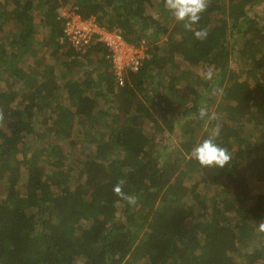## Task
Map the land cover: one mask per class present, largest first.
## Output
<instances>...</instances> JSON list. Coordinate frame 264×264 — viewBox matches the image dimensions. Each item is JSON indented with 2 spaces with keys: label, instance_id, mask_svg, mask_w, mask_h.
<instances>
[{
  "label": "trees",
  "instance_id": "trees-1",
  "mask_svg": "<svg viewBox=\"0 0 264 264\" xmlns=\"http://www.w3.org/2000/svg\"><path fill=\"white\" fill-rule=\"evenodd\" d=\"M262 1L210 0L190 31L163 0H0V264H264ZM68 11L142 41L137 69L119 83ZM209 136L223 168L185 158Z\"/></svg>",
  "mask_w": 264,
  "mask_h": 264
},
{
  "label": "clouds",
  "instance_id": "clouds-1",
  "mask_svg": "<svg viewBox=\"0 0 264 264\" xmlns=\"http://www.w3.org/2000/svg\"><path fill=\"white\" fill-rule=\"evenodd\" d=\"M210 0H163V5L171 16L179 22H183V26L187 30H193V25L200 21L201 13L204 12ZM194 36L197 39H204L207 37V30L200 29L194 31ZM203 78L211 79L212 72L203 73ZM222 94V90H214L213 95ZM199 119L203 120L205 127L212 121L216 120L214 112H209L206 106H201L198 110ZM2 118V117H0ZM186 159L196 160L199 165L207 168H223L231 160V155L226 147H223L214 142V136H209L203 139L199 144H196L191 150L186 153ZM126 183L124 179H120L113 186V192L129 204L136 203L134 195L125 194L123 186ZM256 231L264 234V222L257 225Z\"/></svg>",
  "mask_w": 264,
  "mask_h": 264
},
{
  "label": "built area",
  "instance_id": "built-area-1",
  "mask_svg": "<svg viewBox=\"0 0 264 264\" xmlns=\"http://www.w3.org/2000/svg\"><path fill=\"white\" fill-rule=\"evenodd\" d=\"M64 16L66 17L64 29L75 46L88 41L94 34L106 42L111 49L113 71L119 83L123 82L127 68L137 69L142 54H136V47L127 43L118 31L107 30L99 25L94 17L84 19L74 11L65 12Z\"/></svg>",
  "mask_w": 264,
  "mask_h": 264
},
{
  "label": "rangeland",
  "instance_id": "rangeland-1",
  "mask_svg": "<svg viewBox=\"0 0 264 264\" xmlns=\"http://www.w3.org/2000/svg\"><path fill=\"white\" fill-rule=\"evenodd\" d=\"M71 5V3L68 4V6ZM68 6H66L65 8H68ZM251 11H256L257 12V15L260 17V16H263L264 17V1L260 2L259 4L257 5H254L251 9ZM142 41H141V45H139L138 47H136V54H142L143 55V51H144V46L142 45ZM182 59H180L179 61H181ZM184 62V61H182ZM180 71V70H179ZM57 80H59V78H57ZM65 81H62L61 83L63 84ZM237 83V82H235ZM231 84L230 88H229V92L230 93H233L235 92V88H236V84ZM181 84H183V81H181ZM235 87V88H234ZM70 90L68 88H66V86H61L59 91H58V95L60 97V101L62 104H67L64 99L66 97H69L70 96ZM198 103H193L194 105H197L198 107H201L199 104H201V99L198 98ZM191 104V103H190ZM204 104V103H203ZM65 106V105H64ZM39 117L41 118V116L39 115ZM147 124V122H146ZM2 126L0 125V128ZM40 127V124L37 125V128ZM35 140H39V139H36L35 137L32 139L30 138V141L33 142ZM63 143L61 144V147H57L56 148V151H66L68 153H74V151L71 150V145L70 144H67V141H65L64 139H62Z\"/></svg>",
  "mask_w": 264,
  "mask_h": 264
}]
</instances>
